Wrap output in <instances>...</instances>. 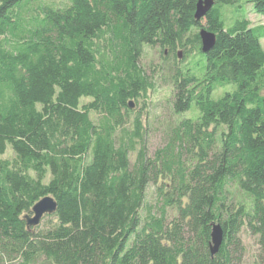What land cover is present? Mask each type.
I'll list each match as a JSON object with an SVG mask.
<instances>
[{"label":"trees","instance_id":"trees-1","mask_svg":"<svg viewBox=\"0 0 264 264\" xmlns=\"http://www.w3.org/2000/svg\"><path fill=\"white\" fill-rule=\"evenodd\" d=\"M213 2L0 0V264H246L244 232L264 264V24L233 16L264 0ZM145 46L173 60L152 151Z\"/></svg>","mask_w":264,"mask_h":264},{"label":"rangeland","instance_id":"rangeland-1","mask_svg":"<svg viewBox=\"0 0 264 264\" xmlns=\"http://www.w3.org/2000/svg\"><path fill=\"white\" fill-rule=\"evenodd\" d=\"M55 3H68V0H47ZM237 14L244 15L247 17L252 24H264V15L254 12L252 8V4L244 3L240 5V7L234 11V15ZM235 17V16H234ZM262 47L264 48V38L261 39ZM164 54V55H163ZM161 53L159 48H153L145 46L143 47V52L141 56V65L148 71L151 68L154 69H163L164 74H155L154 77V88L148 93V99L145 101L144 104L139 103L134 110L139 111L141 110V114L143 118H145L146 126L149 128L148 131V139L147 145L149 149L152 151L158 145L161 144V130L160 126L162 125L161 122L167 120L168 118H175L176 115H173L170 109V97L172 93V89L169 81V72L173 67V60L166 52ZM183 59V56H181ZM183 63L185 61L183 60ZM87 99H82L81 102H86ZM141 108V109H140ZM189 113H184L182 117H188ZM162 128V127H161ZM3 158H11L12 152L11 148L8 145L7 151L5 155L2 156ZM153 187L150 185L147 188V199H150L152 196ZM47 216H43L40 220L39 224H42ZM242 240L246 248L245 253V262L246 264H253L255 259V254L257 253V245L255 238L247 232H244L242 235Z\"/></svg>","mask_w":264,"mask_h":264},{"label":"water","instance_id":"water-1","mask_svg":"<svg viewBox=\"0 0 264 264\" xmlns=\"http://www.w3.org/2000/svg\"><path fill=\"white\" fill-rule=\"evenodd\" d=\"M213 0H198L194 18L200 21L208 10L213 5ZM199 37L201 41L202 51L206 52L215 42V35L204 28H200ZM130 108H133V102L129 103ZM56 210V202L53 197L45 196L38 200L31 208V214H26L25 220L29 226H37L45 215H51ZM223 240V230L219 224L214 223L211 230V254L217 253Z\"/></svg>","mask_w":264,"mask_h":264}]
</instances>
